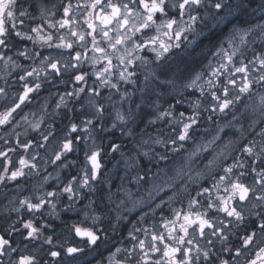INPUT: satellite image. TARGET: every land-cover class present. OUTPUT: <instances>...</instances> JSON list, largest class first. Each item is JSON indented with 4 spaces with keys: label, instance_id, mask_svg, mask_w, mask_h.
I'll use <instances>...</instances> for the list:
<instances>
[{
    "label": "clouds",
    "instance_id": "obj_1",
    "mask_svg": "<svg viewBox=\"0 0 264 264\" xmlns=\"http://www.w3.org/2000/svg\"><path fill=\"white\" fill-rule=\"evenodd\" d=\"M0 264H264V0H0Z\"/></svg>",
    "mask_w": 264,
    "mask_h": 264
}]
</instances>
